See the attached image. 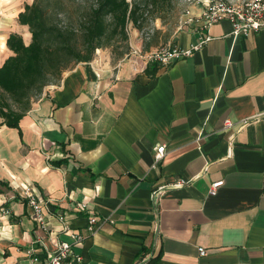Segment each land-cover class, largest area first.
Wrapping results in <instances>:
<instances>
[{"label":"crops","instance_id":"1","mask_svg":"<svg viewBox=\"0 0 264 264\" xmlns=\"http://www.w3.org/2000/svg\"><path fill=\"white\" fill-rule=\"evenodd\" d=\"M32 2L0 0V66L10 33L31 42L19 13ZM211 36L149 71L81 62L19 128L0 116V264H32L70 240L60 211L85 236L71 264H264V29L235 35L224 18ZM198 38L190 30L177 45ZM28 193L47 205V229ZM90 212L100 220L92 235Z\"/></svg>","mask_w":264,"mask_h":264},{"label":"trees","instance_id":"2","mask_svg":"<svg viewBox=\"0 0 264 264\" xmlns=\"http://www.w3.org/2000/svg\"><path fill=\"white\" fill-rule=\"evenodd\" d=\"M168 0H33L19 13L32 40L10 33L7 45L13 51L0 66V116L3 124L19 128L35 98L66 71L81 62H91L99 48L113 40H129L128 24L143 27L149 7ZM149 68L147 67L146 70ZM62 161H52L60 166ZM25 203L28 202L24 200ZM48 206L55 212L56 207Z\"/></svg>","mask_w":264,"mask_h":264},{"label":"built area","instance_id":"3","mask_svg":"<svg viewBox=\"0 0 264 264\" xmlns=\"http://www.w3.org/2000/svg\"><path fill=\"white\" fill-rule=\"evenodd\" d=\"M227 18L232 22L233 32L235 35H248L251 32H258L264 29V0H250L242 3L227 2L225 0L209 3L206 9L196 16L194 24L196 31L199 33L197 43L189 47H181L178 45H169L160 50L152 51L150 53L139 55L140 62L134 60V67L136 70H143L149 64L169 65L176 59L188 57L193 52L203 45H205L211 38V29L213 25ZM226 127L231 126V121L227 120ZM233 143V138L230 140V145ZM166 145L161 144L155 147V160L159 161L165 154ZM224 180L213 182L210 187V194L215 195L223 186ZM163 190L159 187L155 190V197ZM29 204L32 207V215L39 225L47 229L48 222L45 215L44 202H41L34 194L28 193ZM80 208L87 209V204L82 203ZM56 217L63 226V230L68 233L70 240H61L56 244L55 250L50 251L49 256L43 258L38 254H33L32 264H71L74 261H80L82 257L75 252V245L84 239V234L75 229L67 216L63 212H57ZM99 217L92 212L88 216V224L86 226L87 232L92 235L98 229ZM207 250L200 248V254L205 255Z\"/></svg>","mask_w":264,"mask_h":264},{"label":"rangeland","instance_id":"4","mask_svg":"<svg viewBox=\"0 0 264 264\" xmlns=\"http://www.w3.org/2000/svg\"><path fill=\"white\" fill-rule=\"evenodd\" d=\"M216 1L220 0H168L158 7L151 6L145 15L143 27H137L132 22L128 24V41L120 38L113 40L112 45L99 48L95 58H98L101 64L108 66H121L125 63L132 65L135 64L134 60L140 62V54L144 55L169 45H177L183 33L190 30L196 31L194 24L196 16L206 9L207 4ZM225 1L242 3L250 0ZM58 83L52 80L47 87Z\"/></svg>","mask_w":264,"mask_h":264},{"label":"clouds","instance_id":"5","mask_svg":"<svg viewBox=\"0 0 264 264\" xmlns=\"http://www.w3.org/2000/svg\"><path fill=\"white\" fill-rule=\"evenodd\" d=\"M0 47H2V45H0Z\"/></svg>","mask_w":264,"mask_h":264}]
</instances>
